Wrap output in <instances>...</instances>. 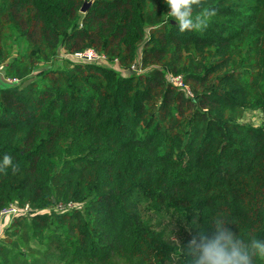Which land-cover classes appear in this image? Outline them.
I'll list each match as a JSON object with an SVG mask.
<instances>
[{
    "label": "trees",
    "instance_id": "obj_1",
    "mask_svg": "<svg viewBox=\"0 0 264 264\" xmlns=\"http://www.w3.org/2000/svg\"><path fill=\"white\" fill-rule=\"evenodd\" d=\"M209 9L181 33L165 0H0L17 79L0 81V157L16 166L0 171V219L27 206L0 264H191L216 214L264 238V126L241 121L264 112V0L194 14ZM87 49L104 61L62 57Z\"/></svg>",
    "mask_w": 264,
    "mask_h": 264
},
{
    "label": "clouds",
    "instance_id": "obj_2",
    "mask_svg": "<svg viewBox=\"0 0 264 264\" xmlns=\"http://www.w3.org/2000/svg\"><path fill=\"white\" fill-rule=\"evenodd\" d=\"M167 14L175 20L181 32L201 30L208 24L214 10L194 14L198 0H165ZM11 167L15 170L10 155L0 157V171ZM227 216L216 214L203 225L197 226L196 234L187 244L191 264H264V238H243L235 235Z\"/></svg>",
    "mask_w": 264,
    "mask_h": 264
},
{
    "label": "rangeland",
    "instance_id": "obj_3",
    "mask_svg": "<svg viewBox=\"0 0 264 264\" xmlns=\"http://www.w3.org/2000/svg\"><path fill=\"white\" fill-rule=\"evenodd\" d=\"M97 52V51H96ZM98 53V52H97ZM62 57H68V58H73V54H69V53H64L62 52ZM76 61V60H75ZM93 62V61H92ZM96 63H99L98 61H95ZM1 63V62H0ZM2 64V63H1ZM134 70L136 68H133ZM4 69H1L0 70V81H3V82H8V78H4ZM168 77H169V81L177 86L178 88H182V89H186V88H189L188 86H185L183 83H182V77L181 76H176V75H173L171 73L168 74ZM189 95H192L191 92H188ZM242 122L244 123H247V124H251V125H254V126H264V112L260 109H247L246 112H245V115L243 117V119L241 120ZM58 204H61L58 203ZM17 208L19 209V214H21L22 212H27V206L22 208L20 206H17ZM58 208H62V206H58ZM18 214V215H19ZM16 215V216H18ZM16 216H11V217H1L0 219V236H2L3 234H5V232L9 229L11 223H12V220L16 217ZM156 219V218H155ZM157 222H161L162 223V226L168 224V218L166 216H163L161 219H156Z\"/></svg>",
    "mask_w": 264,
    "mask_h": 264
},
{
    "label": "built area",
    "instance_id": "obj_4",
    "mask_svg": "<svg viewBox=\"0 0 264 264\" xmlns=\"http://www.w3.org/2000/svg\"><path fill=\"white\" fill-rule=\"evenodd\" d=\"M73 58L76 60H84V61H98L102 63L104 61L105 56L97 53L94 49H87L81 52H76L73 54ZM4 69V66L0 63V70ZM182 79V78H181ZM10 82H16L17 79H8ZM183 83V80H182ZM186 86V85H185ZM19 214V209L17 206L13 205L10 208H7L1 212V217H13Z\"/></svg>",
    "mask_w": 264,
    "mask_h": 264
},
{
    "label": "water",
    "instance_id": "obj_5",
    "mask_svg": "<svg viewBox=\"0 0 264 264\" xmlns=\"http://www.w3.org/2000/svg\"><path fill=\"white\" fill-rule=\"evenodd\" d=\"M90 3H91V2H90ZM90 3H89V2H85L84 5H83V7L81 8V11H82V12H85L87 6H88Z\"/></svg>",
    "mask_w": 264,
    "mask_h": 264
}]
</instances>
